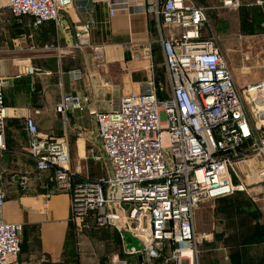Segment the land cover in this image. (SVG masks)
I'll list each match as a JSON object with an SVG mask.
<instances>
[{"label":"built area","instance_id":"1","mask_svg":"<svg viewBox=\"0 0 264 264\" xmlns=\"http://www.w3.org/2000/svg\"><path fill=\"white\" fill-rule=\"evenodd\" d=\"M93 1H108L111 15L118 8L139 5L159 26L180 28L177 35L160 39L168 95L158 98L157 90L164 87L146 79L141 91L123 95L111 109L89 110L110 166L106 176L76 179L67 143L41 134L29 113L23 116L28 134L24 150L37 170L49 172L57 189L70 193L77 215L91 212L98 225L114 223L117 217L127 231L144 235L142 248L134 252L142 264H196L204 239L194 229L196 207L244 188L233 181L236 162L251 156L264 159V80L237 87L214 36L202 34L206 8L193 0ZM71 5L72 0H0V7L13 16H29L32 27L58 20L59 12ZM221 5L236 9L240 0H221ZM90 28V22L75 26V47L90 45ZM23 72L32 68L16 76ZM67 73L72 80L82 77L80 69ZM5 81L0 76V152L6 149ZM85 102L77 93L64 92L55 110L64 114ZM255 174L261 179L264 170ZM3 200L0 177V264H19L21 225L2 219ZM114 264L127 261L116 259Z\"/></svg>","mask_w":264,"mask_h":264},{"label":"crops","instance_id":"2","mask_svg":"<svg viewBox=\"0 0 264 264\" xmlns=\"http://www.w3.org/2000/svg\"><path fill=\"white\" fill-rule=\"evenodd\" d=\"M110 8L108 1L72 0L58 20L32 27L29 16L15 17L0 7V76L6 77L3 103L8 113L6 149L0 152L1 216L21 225L19 264H105L92 243L88 255L86 241L71 228L70 193L57 189L49 172L37 170L24 150L28 134L23 116L29 113L38 131L48 137L68 135L70 165L72 157L78 158L83 170L98 178V149L104 152L89 110L111 109L123 95L141 91L146 79L164 87L157 90L158 98L168 95L160 39L177 35L180 28L159 26L139 5L118 8L113 15ZM84 22L91 23L90 45L75 47V26ZM26 67L32 72L16 76ZM70 69H80L81 79L72 80ZM64 92L84 97L85 105L58 113L55 106ZM235 166L243 176H233V181L244 188L203 201L195 209L194 229L204 235L196 264H264V176L255 174L264 170V159L251 156ZM126 260L142 264L140 255Z\"/></svg>","mask_w":264,"mask_h":264},{"label":"rangeland","instance_id":"3","mask_svg":"<svg viewBox=\"0 0 264 264\" xmlns=\"http://www.w3.org/2000/svg\"><path fill=\"white\" fill-rule=\"evenodd\" d=\"M193 1L206 8L207 20L202 31L214 36L224 60L235 77L236 85L242 87L250 81L264 80V4H257L258 0H240L239 7L230 9L221 7L220 0ZM60 140L66 142L69 147L68 135ZM98 152L101 156L97 162L101 167L98 176H106L110 172V166L101 148ZM71 170L87 174L90 179L95 177L89 174V171L83 170L78 158L72 157ZM237 173L242 178V173L238 170ZM70 223L75 235L78 231L86 241L88 255L91 254L92 243L95 252L103 255L105 264H114L116 259L126 260L128 256L135 257V249H129L126 246L127 241L122 236L124 229H128L127 226L120 229L111 222L98 225L93 213L77 215L72 209ZM142 224L144 226L147 224L145 214H142ZM126 261L127 264H136L130 260Z\"/></svg>","mask_w":264,"mask_h":264},{"label":"water","instance_id":"4","mask_svg":"<svg viewBox=\"0 0 264 264\" xmlns=\"http://www.w3.org/2000/svg\"><path fill=\"white\" fill-rule=\"evenodd\" d=\"M108 196L111 197V189L109 190ZM111 209H112V212L116 215L117 210L115 209V206L113 204H111ZM114 223L120 229L125 228V225L117 217L114 218ZM122 233H123L124 239L127 241V246L129 249L138 250L142 248L144 240H145L144 235L133 234L127 231V229L126 230L124 229Z\"/></svg>","mask_w":264,"mask_h":264},{"label":"trees","instance_id":"5","mask_svg":"<svg viewBox=\"0 0 264 264\" xmlns=\"http://www.w3.org/2000/svg\"><path fill=\"white\" fill-rule=\"evenodd\" d=\"M91 179H96V178H94V177H91Z\"/></svg>","mask_w":264,"mask_h":264}]
</instances>
